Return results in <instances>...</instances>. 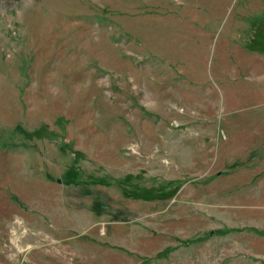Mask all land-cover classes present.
I'll return each instance as SVG.
<instances>
[{
  "label": "rangeland",
  "instance_id": "1",
  "mask_svg": "<svg viewBox=\"0 0 264 264\" xmlns=\"http://www.w3.org/2000/svg\"><path fill=\"white\" fill-rule=\"evenodd\" d=\"M0 264H264V0H0Z\"/></svg>",
  "mask_w": 264,
  "mask_h": 264
},
{
  "label": "trees",
  "instance_id": "2",
  "mask_svg": "<svg viewBox=\"0 0 264 264\" xmlns=\"http://www.w3.org/2000/svg\"><path fill=\"white\" fill-rule=\"evenodd\" d=\"M151 193H153V194H154V191H153V192L151 191Z\"/></svg>",
  "mask_w": 264,
  "mask_h": 264
}]
</instances>
